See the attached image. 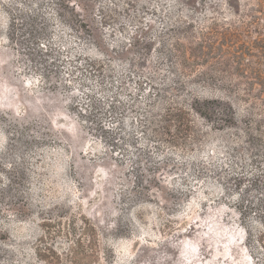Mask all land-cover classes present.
Listing matches in <instances>:
<instances>
[{
	"label": "rangeland",
	"instance_id": "rangeland-1",
	"mask_svg": "<svg viewBox=\"0 0 264 264\" xmlns=\"http://www.w3.org/2000/svg\"><path fill=\"white\" fill-rule=\"evenodd\" d=\"M0 264H264V0H0Z\"/></svg>",
	"mask_w": 264,
	"mask_h": 264
}]
</instances>
